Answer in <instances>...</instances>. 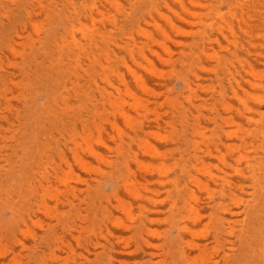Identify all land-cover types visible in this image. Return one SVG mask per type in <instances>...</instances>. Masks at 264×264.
Wrapping results in <instances>:
<instances>
[{
	"label": "bare ground",
	"instance_id": "1",
	"mask_svg": "<svg viewBox=\"0 0 264 264\" xmlns=\"http://www.w3.org/2000/svg\"><path fill=\"white\" fill-rule=\"evenodd\" d=\"M98 1L119 6L117 0H62L61 8L56 4L50 8L41 6L42 11L55 13L60 20L52 36L59 57L55 67L56 86L51 92L50 111L55 114L67 86L74 90L81 88L84 76L78 72L81 48L77 33L93 41L86 22H95ZM171 1L180 4L182 14L175 13L171 4L165 2L176 17V20L166 17L169 28L177 34L183 29L177 21L195 25L198 31L192 40L177 41L168 35L156 19L163 13L159 3H154L134 22L133 28L153 43L156 40L141 27V22L153 25L163 38L160 44L166 56L161 57L149 43L138 45L132 37L133 31L127 32L124 40L115 41V47L128 52L134 61L138 60L136 54L144 60L143 50L147 48L163 62L171 63L174 49L168 43H172L182 54L187 52L185 59L191 69L204 56L213 59L211 79L220 83L229 81L228 88L212 90L209 99L197 95L193 84L203 76L194 72V79L185 83L182 92L186 94L187 104L165 119L128 88L125 91L131 101L115 96L121 92L120 83L124 84L122 75L119 82L106 74L102 83L92 78L95 92L90 100L97 103L92 104L90 113L81 110L74 113L73 123L54 124L57 132L68 131L65 135L61 133L58 162H47L46 151L36 155L27 175L19 180L25 199L23 207L18 210L12 201L4 203L10 217L0 230V264L15 262L19 253L27 250L28 240L32 241V253L44 243L49 264H116L127 256L138 258L137 264H239V259L243 264H264V93L253 95L251 105L243 99L250 96L246 86L249 89L260 86L264 90V71L257 69L264 65V54L253 46L255 34L259 33L252 25L258 20L257 0ZM185 1L189 3L186 6ZM222 4L226 7L225 13ZM225 15H229L231 21H227ZM30 25L36 30V24ZM25 28L22 23V29ZM22 29L12 28V43L7 47L13 53H16L13 44L28 39ZM222 40L233 46L228 56H220L214 50L215 46L223 47ZM89 62L98 60L92 56ZM126 67L136 86L157 103L161 96L140 74ZM102 71L107 73L108 69L102 67ZM231 99L240 101L242 107H232L228 102ZM63 105L62 111L67 109V104ZM125 105L134 111V118ZM207 106L205 113L202 109ZM107 107L112 109V118L103 112ZM256 114L260 117L258 121H254ZM118 117L130 124L131 133L126 138L118 125ZM172 120L179 123L178 128L173 126ZM162 124L175 128L177 134L169 143L179 157L173 176L165 165L166 151L148 140V136L159 135L157 130ZM245 125L252 128H244ZM104 134L117 137L118 143L115 140L116 144L112 145L110 138L113 137ZM241 147L249 151L242 153ZM212 161L216 162L215 170ZM72 162L89 176L74 174ZM242 162L243 169L240 168ZM248 182L249 202L244 208L239 207L241 210L230 208V202H239L237 192L244 191ZM107 185L109 193L104 189ZM88 202L96 205L97 226H89L86 215L80 211ZM74 209L77 213L70 215ZM39 214L49 221L40 233L32 230V226L40 222ZM242 214L244 217L239 220ZM162 215H165L163 219ZM160 220L167 224L166 229L157 227ZM236 224H239L238 229ZM255 227L258 229L252 245L254 235L250 232ZM245 249L249 255L244 254ZM245 256L250 260L243 261Z\"/></svg>",
	"mask_w": 264,
	"mask_h": 264
},
{
	"label": "rangeland",
	"instance_id": "2",
	"mask_svg": "<svg viewBox=\"0 0 264 264\" xmlns=\"http://www.w3.org/2000/svg\"><path fill=\"white\" fill-rule=\"evenodd\" d=\"M40 1L41 4H39ZM61 1L0 0V146L3 145L1 148L3 151L0 154V230L4 229L6 220L10 217L9 208L4 203L12 201L18 210L24 205L25 199H23L24 196L20 192L18 184L19 180L27 175L26 172L29 166L36 161V155L44 154L46 151L47 157L44 159L47 162H58L57 146H59L58 144L62 140L63 135L68 131H62L63 135H61L60 132L56 131L54 124L56 122L73 123L72 117L74 113H79L82 110L83 113L89 114L92 104L97 103H92L90 100V97L95 92L94 83L91 81L92 78L94 81L102 83L103 74H106L114 82H119L120 75H122L125 85L120 83L121 92L115 96L125 101H131V97L125 91L128 88L136 96L143 98L152 110L158 112L165 119L172 117L176 110L187 104L185 99L186 94H182V92L185 90V83L192 80L194 72H198L203 76L200 81L193 84L194 92L197 95L206 97V99L210 98L212 90H217L220 87L228 88L229 85V81L220 83L216 79H211L210 69L214 65L213 59L204 56L201 58L200 63L194 69H191L192 67L185 59L187 52H185V55L182 54L177 48L178 46L172 43H168L174 49L171 63L163 62L155 53L150 52L147 48L143 50L146 55L145 59L143 60L140 55L136 54L138 60L134 61L128 52L120 51L119 48L115 47V41L124 40L125 34L133 31L132 37H134L138 45L142 42L149 43L161 57L166 56L164 47L160 44L163 38L153 25L141 22V27L144 26L150 32L152 38L156 40L153 43L136 33L137 29L133 28L134 22L139 18L141 19L154 3H159L163 16L156 17V19L162 25V28L167 30L168 35L175 37L177 41L192 40L198 31L195 25L177 21L183 29L182 32L176 34L171 31L167 24L166 17L173 18V20H176V17L166 7L165 2L171 4V9L175 13L182 14V8L178 2H172L171 0H140L138 2L117 0L119 6L116 8L106 4L104 1H98L95 5V22H86V27L93 35V41L82 37L80 32L77 33L81 48L79 51L81 68L78 69V72L84 76L80 85L81 88L74 90L70 86H67V90L62 96L63 100H59L60 109H57V114H55L53 111H50L53 104L51 103V92L56 86L58 72L55 67L56 60L59 57L57 50L54 48L52 36L57 30L60 20L55 13L42 11L41 6L44 5L50 8V5L56 4L61 8ZM188 4V1L184 2L185 6ZM257 6L258 13L256 19L258 20L256 23H252V25L256 26L255 31L258 30L259 33L255 34L253 46L264 54V0H257ZM221 9L222 12H226L224 4L221 5ZM225 19L231 21L229 15H225ZM32 22L37 25L36 30L30 25ZM22 23L26 26L24 30L22 29ZM13 27L22 29L24 36H28L27 40H18V43L13 44L16 53L11 52L10 47H7L9 43H12V41L10 42V38L12 39L13 36L11 34ZM222 46V48L216 46L214 48L220 56H228L233 51L232 44L225 40H222ZM92 56L98 60L97 63L89 62ZM67 64L68 62L65 63L64 68L67 67ZM126 66H130L132 70L140 74L154 92L161 96L157 103H154L155 100L152 97H148L147 94L136 86ZM102 67L108 69L107 73H103ZM257 69L264 71V65H259ZM86 75H89V77ZM246 89L250 92V96L247 99H243L248 105L253 104L251 102L253 95L258 96V94L264 93V90L260 86L254 89H249L246 86ZM62 102L67 104V109L63 111L61 108L65 106ZM228 102L234 108L242 107L241 102L236 99H231ZM125 108L129 110L132 118H134V111L127 105H125ZM208 108L209 106L207 108L204 107L202 111L206 113ZM262 111H264V108H262ZM103 112L107 117H113L110 107H107L106 111L104 110ZM254 117V121H258L260 118L257 114ZM96 119L99 121V118ZM117 122L126 138L131 133L130 124L125 123L119 117L117 118ZM178 124V122L174 123L173 126L178 128ZM105 125L109 127L108 124ZM245 127L247 129L252 128L248 125H245ZM210 129H212V126ZM157 131L159 137L156 135L148 136V140L152 144L161 147L162 151H166L165 165L170 176H173L176 164L179 162L176 151L169 144L177 135L175 128L173 129L166 124H162ZM104 135L109 138L113 137L110 138L111 142L117 139L115 136ZM116 142L118 143V140ZM115 144V142L112 143V145ZM239 150L242 153L249 151L242 147ZM142 156L146 160H149L146 156ZM71 164L74 174L86 178L89 176L78 165L73 162ZM215 164V161L211 162L212 169L214 170L213 165ZM244 166L243 162L240 163V168L243 169ZM102 168L107 169L104 165H102ZM92 177L95 178L93 174ZM96 177L100 179L98 175ZM100 180L105 182L103 178ZM246 186L247 188L244 191L237 192L240 200L237 204L230 202V208L234 210L239 207L244 208L249 202L251 199L249 195L251 192V188L249 187L250 182L246 183ZM104 189L107 193L110 192L108 185ZM262 203H264V200ZM240 208L239 210H241ZM80 211L82 215H86L89 226H97V208L94 202L83 204L80 207ZM76 213L77 210L75 209L69 212L70 215ZM258 215L263 217L261 213ZM38 217L40 222L33 225L32 230L40 233L47 228L49 221L42 214H39ZM164 217L165 215H162L160 218L163 219ZM243 217L244 215L242 214L238 219L240 220ZM249 221L247 220L246 223H249ZM254 224L252 219L251 226ZM156 225L160 230L166 229L167 226L161 220ZM235 228L238 229L239 224H236ZM256 229L258 228L255 227L254 231L251 230L250 232L254 235L251 238L252 245L255 243ZM101 242L104 243V240H101ZM8 244L11 243L8 241ZM72 244L75 247L73 241ZM248 250L250 251V249ZM244 254L249 255L246 249ZM128 257L116 264H137L136 260L138 258ZM246 258L247 256L244 257L243 261L250 260V258ZM40 261L42 264H49V256L46 247L44 248V243L39 244L35 252L32 253V241L28 240L27 250L21 251L16 261L10 264H39ZM239 264H243L242 259H239Z\"/></svg>",
	"mask_w": 264,
	"mask_h": 264
}]
</instances>
